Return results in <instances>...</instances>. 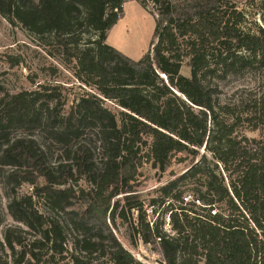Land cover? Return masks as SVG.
<instances>
[{
  "label": "trees",
  "instance_id": "1",
  "mask_svg": "<svg viewBox=\"0 0 264 264\" xmlns=\"http://www.w3.org/2000/svg\"><path fill=\"white\" fill-rule=\"evenodd\" d=\"M127 1L0 0L11 23L75 49L84 85L70 102L49 84L0 97L15 222L0 231V264H146L117 239L118 220L162 264H264V0L258 22L230 0H136L151 4L156 38L137 60L106 43ZM246 74L260 88L224 94L222 81ZM182 152L199 158L149 200L165 228L147 220L135 181L144 163L165 171Z\"/></svg>",
  "mask_w": 264,
  "mask_h": 264
},
{
  "label": "rangeland",
  "instance_id": "2",
  "mask_svg": "<svg viewBox=\"0 0 264 264\" xmlns=\"http://www.w3.org/2000/svg\"><path fill=\"white\" fill-rule=\"evenodd\" d=\"M239 10L250 12L255 20L259 21L258 7L261 0H230ZM151 4L142 6L136 0H129L123 4V15L108 32L106 43L114 47L131 59H139L150 46L151 41L156 38L152 35L155 27L154 15L151 13ZM85 38H95L92 31L83 35ZM75 49L63 45L62 41L55 36H36L18 22L11 23L0 14V85L4 93H15L21 90H33L38 84H49L60 86L63 96L72 100L79 92L80 86H84L78 79L76 72V61L73 57ZM180 72L189 76V68L183 64ZM224 94L240 88H260L254 82L251 75L246 74L242 78L226 79L220 83ZM264 88V87H263ZM88 89V88H87ZM104 105L111 111L116 112L117 107L113 102L105 101ZM249 137H257V132H247ZM202 153V150L199 151ZM184 159L179 161V159ZM199 156L191 153H176L171 158L170 165L165 171H161L146 162L136 177L135 187L137 199L143 201V209L146 210L147 220L164 222L165 228H169L168 214L164 207L149 205V200L156 196L154 190L163 185L174 176L179 175ZM42 183V180L38 181ZM79 185L85 186L84 180ZM19 194L32 193V186L23 183L18 189ZM42 200H39L40 205ZM8 197L0 183V204L3 213V223L0 231L7 225L14 224L7 211ZM123 204L120 203V206ZM136 214L133 213L135 219ZM133 220V219H132ZM115 229V235L123 247L127 249L136 259L146 264H162V257L151 247L141 240L131 244L128 239L129 230L127 224L119 223Z\"/></svg>",
  "mask_w": 264,
  "mask_h": 264
},
{
  "label": "crops",
  "instance_id": "3",
  "mask_svg": "<svg viewBox=\"0 0 264 264\" xmlns=\"http://www.w3.org/2000/svg\"><path fill=\"white\" fill-rule=\"evenodd\" d=\"M108 36V35H107ZM106 40H107V38H106Z\"/></svg>",
  "mask_w": 264,
  "mask_h": 264
}]
</instances>
